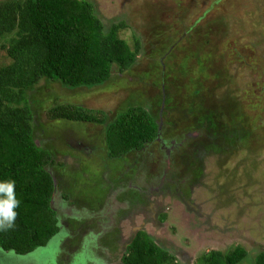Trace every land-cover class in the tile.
I'll use <instances>...</instances> for the list:
<instances>
[{
	"label": "rangeland",
	"instance_id": "374dc122",
	"mask_svg": "<svg viewBox=\"0 0 264 264\" xmlns=\"http://www.w3.org/2000/svg\"><path fill=\"white\" fill-rule=\"evenodd\" d=\"M88 1L107 31L125 23L120 38L131 45L138 40L141 54L132 70L114 73L102 86L71 89L43 80L29 93L37 142L53 152L50 170L59 189L66 199L72 190L75 195L65 206L78 202L82 220L60 219L61 232L26 256L0 249V264H122L125 248L119 249L118 242L129 244L139 230L181 264H196L213 250L227 252L238 245L254 264L264 249V0ZM0 63H9L1 49ZM173 78L196 86L197 103L205 100L207 109L237 98L247 116L241 121L256 126L259 142L238 150L221 147L215 135L188 133L172 98L183 86H175ZM130 105L161 117L164 144L111 161L106 129ZM63 106L105 114L107 122L53 119L52 111ZM226 130L217 135L229 138ZM132 166L135 173L128 169ZM122 181L127 188L108 203H132L112 214L108 186L117 189Z\"/></svg>",
	"mask_w": 264,
	"mask_h": 264
},
{
	"label": "trees",
	"instance_id": "16d2710c",
	"mask_svg": "<svg viewBox=\"0 0 264 264\" xmlns=\"http://www.w3.org/2000/svg\"><path fill=\"white\" fill-rule=\"evenodd\" d=\"M126 27L122 22L107 31L88 0L0 1V49L9 60L0 63V183L15 181V195L20 202L13 227L0 230V249L5 253L26 256L46 247L61 232L54 204L58 179L50 170L55 159L53 152L41 147L35 137L29 93L43 80L71 89H92L110 81L114 73L123 75L132 70L141 54V44L135 40L131 45L120 38ZM175 79L174 85L183 86V91L171 87L178 92L172 98L181 109L179 120L188 133L207 138L215 135L218 140L216 137L214 141L221 147L238 150L258 141L254 138L256 126L241 121L247 116L237 98L226 96L230 102L225 108L219 103L207 109L209 103L202 104L205 100L197 103L196 86L189 88L175 83ZM126 108L105 134L110 158L119 161L131 153L164 144L161 138L166 130L154 111L139 105ZM52 118L86 124L107 122L105 114L69 106L53 110ZM226 129L229 138L217 135ZM248 257L249 251L238 245L227 252L213 250L196 264H252ZM121 263L181 264L146 230L137 231L125 246ZM254 264H264V249Z\"/></svg>",
	"mask_w": 264,
	"mask_h": 264
},
{
	"label": "flooded vegetation",
	"instance_id": "af4514ba",
	"mask_svg": "<svg viewBox=\"0 0 264 264\" xmlns=\"http://www.w3.org/2000/svg\"><path fill=\"white\" fill-rule=\"evenodd\" d=\"M110 158V157H109ZM110 160L112 161V160H115V159H112V158H110ZM128 169H130V171H132L133 173H135L136 172V166H132L131 168H128ZM122 177H124V175H122ZM169 183L170 182H168L167 183V185H169ZM121 186L119 187H117V189H114V185H113V183L111 184V185H109V187H110V189L108 188V191H107V193H106V196H107V200H106V204L107 205H109V203L108 202H113L114 200H115V198H117V195L118 194H120V195H122L123 194V192H121L120 191V189L121 190H125L127 187H124V183H123V181L121 182V184H120ZM150 185H153V183H152V181L150 182ZM163 185V187H165L164 186V184H162ZM166 185V186H167ZM126 186H129V184H127ZM59 187H60V183H59V181H58V188L56 189V196H55V199H54V204H55V207H56V210H57V212H58V217H59V220L61 219V222H63L64 223V221L68 218V217H73V219H75V220H77V219H79V220H82L81 218H80V215L78 214V202H76V201H74V203L72 204V206L70 205V206H68V207H66L65 206V203L66 202H68V201H72L71 200V198H74L75 197V195L72 193L73 192V190L72 191H70V194L73 196H71L70 194V199H66L64 196H63V192L61 191V190H59ZM121 187H124V188H121ZM72 188H75V187H72ZM151 189V188H150ZM150 189L148 190V191H150ZM139 191H141L145 196L148 194V192H145V191H143V190H139ZM158 191H160V189L158 190ZM118 192H121V193H118ZM152 195H154V193L152 194ZM118 199V198H117ZM117 203V202H116ZM131 200L130 201H128V202H126V205H120V206H110L111 207V210H110V212L112 213V214H115L116 212H117V210H119V209H121V210H125V211H127L128 209H130V206H131ZM105 204V205H106ZM83 207H81V209H82ZM85 210H86V213H88L89 215H90V211L88 212V210H87V207H85ZM145 210V208L143 207L140 211H141V213L143 212ZM103 215H104V213H103ZM75 217H77V218H75ZM104 217L106 218V215H104ZM126 217V216H125ZM84 219H85V217H83ZM91 218H93V217H91L90 216V218H89V216H88V218H86L87 220H90ZM133 218V217H132ZM65 219V220H64ZM112 223L114 224V221H112ZM69 236H71V235H69L68 234V237ZM96 237V236H95ZM118 246H119V249L121 248V247H123V241H119L118 242ZM106 248L108 249L109 247H107L106 246Z\"/></svg>",
	"mask_w": 264,
	"mask_h": 264
},
{
	"label": "clouds",
	"instance_id": "9594fccd",
	"mask_svg": "<svg viewBox=\"0 0 264 264\" xmlns=\"http://www.w3.org/2000/svg\"><path fill=\"white\" fill-rule=\"evenodd\" d=\"M56 187L58 188V181H56ZM0 196H2L0 198V230H7L14 225L17 216L15 209L19 207L20 203L15 195V181L10 180L0 183Z\"/></svg>",
	"mask_w": 264,
	"mask_h": 264
},
{
	"label": "crops",
	"instance_id": "0c3cea01",
	"mask_svg": "<svg viewBox=\"0 0 264 264\" xmlns=\"http://www.w3.org/2000/svg\"><path fill=\"white\" fill-rule=\"evenodd\" d=\"M124 247L126 246V244L125 245H123Z\"/></svg>",
	"mask_w": 264,
	"mask_h": 264
}]
</instances>
